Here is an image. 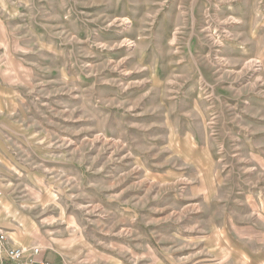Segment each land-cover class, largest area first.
I'll use <instances>...</instances> for the list:
<instances>
[{
    "label": "rangeland",
    "instance_id": "1",
    "mask_svg": "<svg viewBox=\"0 0 264 264\" xmlns=\"http://www.w3.org/2000/svg\"><path fill=\"white\" fill-rule=\"evenodd\" d=\"M0 211L56 264H258L264 0H0Z\"/></svg>",
    "mask_w": 264,
    "mask_h": 264
},
{
    "label": "built area",
    "instance_id": "2",
    "mask_svg": "<svg viewBox=\"0 0 264 264\" xmlns=\"http://www.w3.org/2000/svg\"><path fill=\"white\" fill-rule=\"evenodd\" d=\"M5 232L0 230V241L5 239ZM0 254V259L4 264H43L36 260L40 252V247H33L29 253L25 248L19 246L4 247Z\"/></svg>",
    "mask_w": 264,
    "mask_h": 264
},
{
    "label": "crops",
    "instance_id": "3",
    "mask_svg": "<svg viewBox=\"0 0 264 264\" xmlns=\"http://www.w3.org/2000/svg\"><path fill=\"white\" fill-rule=\"evenodd\" d=\"M0 214H1V211H0ZM13 234L16 235V237L21 238L19 233L16 232V233H13ZM5 245L6 244H4L3 242L0 243V254H1V251H2L1 250L2 247H5ZM14 245H17V244H14ZM36 260L39 261V262H42L43 264H56L53 260H50V259L45 258V257H42L41 255H38L36 257ZM256 262L258 264H264V255L263 254L257 255ZM0 264H4L1 259H0Z\"/></svg>",
    "mask_w": 264,
    "mask_h": 264
},
{
    "label": "bare ground",
    "instance_id": "4",
    "mask_svg": "<svg viewBox=\"0 0 264 264\" xmlns=\"http://www.w3.org/2000/svg\"><path fill=\"white\" fill-rule=\"evenodd\" d=\"M22 247V246H21ZM27 250V248H25Z\"/></svg>",
    "mask_w": 264,
    "mask_h": 264
}]
</instances>
